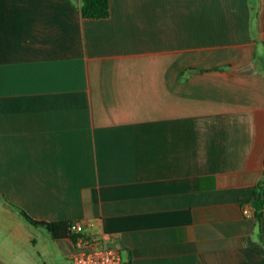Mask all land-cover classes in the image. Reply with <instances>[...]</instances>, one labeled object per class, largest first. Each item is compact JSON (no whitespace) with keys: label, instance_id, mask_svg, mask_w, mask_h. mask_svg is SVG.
Instances as JSON below:
<instances>
[{"label":"crops","instance_id":"0c3cea01","mask_svg":"<svg viewBox=\"0 0 264 264\" xmlns=\"http://www.w3.org/2000/svg\"><path fill=\"white\" fill-rule=\"evenodd\" d=\"M109 1L0 0V264H264V0Z\"/></svg>","mask_w":264,"mask_h":264},{"label":"built area","instance_id":"2783aa9c","mask_svg":"<svg viewBox=\"0 0 264 264\" xmlns=\"http://www.w3.org/2000/svg\"><path fill=\"white\" fill-rule=\"evenodd\" d=\"M245 216H252L250 206L243 208ZM69 230L76 235V243L82 250L76 252L71 264H132L122 258L120 251L105 243L93 239H87L83 235L84 223L82 220H72L69 223Z\"/></svg>","mask_w":264,"mask_h":264},{"label":"trees","instance_id":"16d2710c","mask_svg":"<svg viewBox=\"0 0 264 264\" xmlns=\"http://www.w3.org/2000/svg\"><path fill=\"white\" fill-rule=\"evenodd\" d=\"M79 6L82 16L86 18H105L109 15L110 12L109 0H79ZM263 183H264V174L255 187L253 200L251 202L254 216L258 220L262 216L263 207H264V197L261 193V188ZM21 212L28 221L35 224L39 223L38 221L30 217L26 212L24 211ZM43 224L56 237L70 235V230L68 229L69 223L67 222H49Z\"/></svg>","mask_w":264,"mask_h":264}]
</instances>
